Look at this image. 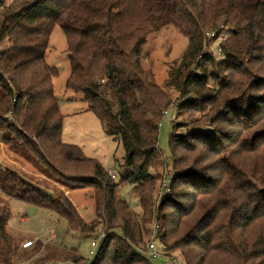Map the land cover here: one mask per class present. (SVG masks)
<instances>
[{
	"label": "trees",
	"instance_id": "trees-1",
	"mask_svg": "<svg viewBox=\"0 0 264 264\" xmlns=\"http://www.w3.org/2000/svg\"><path fill=\"white\" fill-rule=\"evenodd\" d=\"M223 24L233 26L224 58L215 71H197L213 59L206 31ZM55 25L67 43L66 88L81 93L105 132L122 143L130 173L118 181L62 141L58 70L46 61ZM166 26L188 38L165 82L187 95L179 104L142 63L147 36ZM209 77L214 88L205 85ZM188 81L195 83L191 96ZM169 110L182 117L172 123L169 193L155 203L151 169L165 158L157 139ZM0 133L47 177L94 189L95 220L88 223L63 191L0 168L1 194L65 218L69 235L101 226L91 264H153L140 248L152 222L154 238L166 254L177 249L182 264H264V0H0ZM123 183L131 184L140 214L121 197ZM10 216L0 196V264H14L16 256ZM66 262L86 259L77 247L47 244L33 264Z\"/></svg>",
	"mask_w": 264,
	"mask_h": 264
},
{
	"label": "rangeland",
	"instance_id": "rangeland-1",
	"mask_svg": "<svg viewBox=\"0 0 264 264\" xmlns=\"http://www.w3.org/2000/svg\"><path fill=\"white\" fill-rule=\"evenodd\" d=\"M232 29L233 26L230 24L219 26L216 30L217 37L214 39L210 37L206 47L207 53L213 59L212 61H202L197 71L217 70L214 67L224 58L222 43L228 38ZM187 44V37L183 36L174 26H166L151 32L144 45V58L142 60L144 68L152 73L154 81L163 85L178 104L185 101L187 95L182 97L181 89L171 85V83L165 85V82L169 79L171 63L181 57ZM46 61L58 70V75L53 78V85L54 94L58 99L59 108L63 115L62 141L79 146L84 155L96 159L107 170L108 174L109 172L114 174L115 181H118L122 176H127L130 173V168L124 165V149L121 141L105 132L97 116L88 110L86 103L82 100L81 93H75L65 86L70 73V63L66 38L59 25H55L51 31ZM193 62H197L199 65L196 59ZM205 85L214 88V80L209 77ZM194 86V81L186 82L185 88L188 90L189 96L193 95ZM181 117V115L175 116V112L169 110L166 116L163 115L159 124L157 144L165 158L158 167L151 169V172L157 176L154 190L155 203L165 197H163V193L167 191L168 186L170 187L172 176L169 167L171 164L169 158L171 156L170 135L173 121L179 120ZM0 168H12L21 171L26 174L30 181L39 184L48 192H53L54 189L63 191L75 205L83 220L88 223L94 222V199L92 196L94 189L92 187L71 189L68 185L47 177L3 143L1 133ZM162 183L167 184L163 186ZM119 189L121 197L126 201L129 208L140 214L141 208L132 191L131 184L123 183ZM0 196L8 201L11 211L8 230L16 242L22 240L17 247L14 264H33L34 259L43 252L47 244L66 248L77 247L78 253L86 259L85 264L92 263L93 256L89 255L90 243L92 240H100L103 235L101 226H97L90 235L72 236L67 233L66 219L55 212L36 207L17 198L6 197L1 193ZM147 229L148 232L143 236L144 241L140 244V248L142 252L147 251L148 244L153 239L158 252L155 257L148 254L153 264L183 263L182 256L177 249L169 250L166 254L162 245L154 238L155 222L147 224ZM27 240H34L35 245L22 248V242Z\"/></svg>",
	"mask_w": 264,
	"mask_h": 264
},
{
	"label": "built area",
	"instance_id": "built-area-1",
	"mask_svg": "<svg viewBox=\"0 0 264 264\" xmlns=\"http://www.w3.org/2000/svg\"><path fill=\"white\" fill-rule=\"evenodd\" d=\"M205 35L207 36V37H211V38H215V37H217V33L216 32H214V31H206V33H205ZM219 50H220V48H219ZM221 51V50H220ZM168 114V112L167 111H165L164 112V116H166ZM109 175L112 177V178H116L115 177V175L114 174H112L111 172H109ZM163 184V186H166V184L167 183H162ZM166 190L167 191H165L163 194V197L168 193V191H169V186H168V188H166ZM162 197V198H163ZM159 201V200H158ZM34 240H27V241H24V242H22V248H28V247H30L31 245H33L34 244ZM98 240H92L91 241V243H90V246H91V249L89 250V255H91V256H93L94 254H95V252H96V248H97V246H98ZM147 253L149 254V255H151L152 257H155V256H157L158 255V252H157V250H156V247H155V243H154V241H153V239L150 241V243L148 244V248H147Z\"/></svg>",
	"mask_w": 264,
	"mask_h": 264
},
{
	"label": "crops",
	"instance_id": "crops-1",
	"mask_svg": "<svg viewBox=\"0 0 264 264\" xmlns=\"http://www.w3.org/2000/svg\"><path fill=\"white\" fill-rule=\"evenodd\" d=\"M7 202H8V201H7ZM8 231H9V230H8ZM21 241H22V240H21ZM21 241H20V242H21ZM15 242H16V241H15ZM20 242H16V243H17V247H18V245H19ZM34 245H35V244H34ZM34 245H33V246H34ZM33 246H32V247H33ZM66 263H69V262H66ZM70 264H71V263H70Z\"/></svg>",
	"mask_w": 264,
	"mask_h": 264
}]
</instances>
